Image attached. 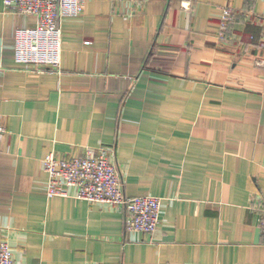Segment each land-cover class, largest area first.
I'll use <instances>...</instances> for the list:
<instances>
[{"label": "crops", "instance_id": "obj_1", "mask_svg": "<svg viewBox=\"0 0 264 264\" xmlns=\"http://www.w3.org/2000/svg\"><path fill=\"white\" fill-rule=\"evenodd\" d=\"M35 21L0 0V241L14 261L264 264V0H85L59 22L57 70L15 61L16 28ZM99 146L126 196L161 198L152 234L113 205L46 195L47 152Z\"/></svg>", "mask_w": 264, "mask_h": 264}, {"label": "built area", "instance_id": "obj_2", "mask_svg": "<svg viewBox=\"0 0 264 264\" xmlns=\"http://www.w3.org/2000/svg\"><path fill=\"white\" fill-rule=\"evenodd\" d=\"M85 0H3L6 11L33 15L32 27H18L14 35L15 61L33 66L36 71L57 70L60 63L59 22L64 17L78 16L83 12ZM230 7L222 8L216 34L224 38L232 21ZM6 129L0 125V135ZM43 169L47 174L46 195L72 196L88 202L110 204L124 212L127 230L152 234L159 223L161 198L150 195L126 196L110 148H87L84 153L61 158L54 151L44 156ZM72 190L71 192L69 190ZM264 233V209L259 216ZM0 264H17L9 244L0 241ZM84 264H101L90 261Z\"/></svg>", "mask_w": 264, "mask_h": 264}]
</instances>
